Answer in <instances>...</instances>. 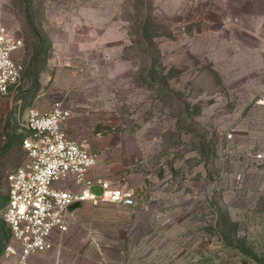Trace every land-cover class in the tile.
<instances>
[{"label": "rangeland", "instance_id": "374dc122", "mask_svg": "<svg viewBox=\"0 0 264 264\" xmlns=\"http://www.w3.org/2000/svg\"><path fill=\"white\" fill-rule=\"evenodd\" d=\"M0 21L24 41L0 94V264L27 113L55 102L132 198L72 210L32 264H264V0H0Z\"/></svg>", "mask_w": 264, "mask_h": 264}, {"label": "built area", "instance_id": "2783aa9c", "mask_svg": "<svg viewBox=\"0 0 264 264\" xmlns=\"http://www.w3.org/2000/svg\"><path fill=\"white\" fill-rule=\"evenodd\" d=\"M23 46V39L0 21L1 95L9 94L22 78L24 66L15 54ZM71 116L62 102L27 113L28 134L22 141L27 160L7 177L4 221L8 234L2 264H31L33 256L53 250L54 236L67 232L68 216L76 204L131 202V193L93 175L100 156L86 140L66 134L64 127Z\"/></svg>", "mask_w": 264, "mask_h": 264}, {"label": "crops", "instance_id": "0c3cea01", "mask_svg": "<svg viewBox=\"0 0 264 264\" xmlns=\"http://www.w3.org/2000/svg\"><path fill=\"white\" fill-rule=\"evenodd\" d=\"M42 111H45V110H42ZM64 129H65L66 134H67L69 137H71V138H75V137L72 136L71 133L69 132V122L65 125ZM55 237H56V235L54 236V241L56 240ZM38 256L40 257L41 255H38ZM38 256H33V257H32V259H31V264L33 263V262H32L33 259H34L35 257H38Z\"/></svg>", "mask_w": 264, "mask_h": 264}, {"label": "water", "instance_id": "95a60500", "mask_svg": "<svg viewBox=\"0 0 264 264\" xmlns=\"http://www.w3.org/2000/svg\"><path fill=\"white\" fill-rule=\"evenodd\" d=\"M81 205L80 204H76L75 206H72L71 207V210H74V209H76V208H78V207H80Z\"/></svg>", "mask_w": 264, "mask_h": 264}, {"label": "trees", "instance_id": "16d2710c", "mask_svg": "<svg viewBox=\"0 0 264 264\" xmlns=\"http://www.w3.org/2000/svg\"><path fill=\"white\" fill-rule=\"evenodd\" d=\"M8 234V233H7Z\"/></svg>", "mask_w": 264, "mask_h": 264}]
</instances>
